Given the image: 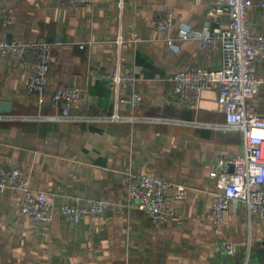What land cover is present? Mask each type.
<instances>
[{"label":"crops","instance_id":"obj_1","mask_svg":"<svg viewBox=\"0 0 264 264\" xmlns=\"http://www.w3.org/2000/svg\"><path fill=\"white\" fill-rule=\"evenodd\" d=\"M262 1L254 0L249 18L253 35L264 38ZM225 3L93 0L72 7L68 0H0L12 10V23L0 26V40L54 46L42 102L27 91L37 54L28 51L25 61L0 55V101L12 104V112L3 113L11 119L0 121V167L24 170L33 190L50 195L54 214L51 223L34 227L20 213L21 192L0 196V264H264V220L249 222L245 208H232L216 235L211 218L213 196L221 189L210 174L220 158L241 150L242 134L219 128L226 119L215 89L183 102L173 80L193 67H222L219 42L200 50L195 40L179 36L203 32L209 6ZM170 14L174 31L167 36L156 25ZM221 23L227 26L229 17ZM116 66L136 77L126 95L143 96L140 108L120 114L165 122L49 119L62 113L52 95L65 86L82 92L74 116L112 115L114 94L105 74ZM257 74L264 80V59ZM248 108L264 114V84ZM132 173L182 184L187 196L168 194V215L154 223L126 204ZM91 200L107 204L103 215L85 216L76 225L62 217L63 205ZM222 242L233 243L236 255L222 251Z\"/></svg>","mask_w":264,"mask_h":264},{"label":"built area","instance_id":"obj_2","mask_svg":"<svg viewBox=\"0 0 264 264\" xmlns=\"http://www.w3.org/2000/svg\"><path fill=\"white\" fill-rule=\"evenodd\" d=\"M93 0H68L72 7L92 3ZM254 0H226L225 4L211 5L207 12V23L203 32L181 31V40L193 39L200 50L214 47L219 42L222 51V67L211 71L193 67L178 72L174 77L176 94L183 102L192 96L199 97L204 91L215 89L218 93V105L225 115V124L219 126L225 131L240 132L243 137L241 150L230 156L220 158L210 177L219 180L221 191L214 194L211 218L216 235L220 234L225 218L232 208L243 207L247 210L249 222L257 217L264 220V114L250 111L249 102L254 100L264 80L258 77L257 63L264 59V38L255 37L249 18ZM264 8V0L261 3ZM120 7L123 8L122 2ZM12 10L0 6V26L12 23ZM229 17L227 26L222 18ZM216 27L212 28L211 25ZM160 32L171 36L174 31L173 15L167 21L156 25ZM117 48L124 44L119 38ZM50 44H26L19 41L0 40V55L18 61H25L28 51L37 54L34 70L28 78L27 91L37 95L42 102L43 95L50 82V70L53 65ZM106 84L114 94L115 109L110 116L80 118L72 114L82 92L79 88L65 86L52 95V101L62 105L60 116H51L53 121L64 122H165L154 118L121 115L122 109L134 110L141 107L143 96L139 92L126 95V90L134 86L136 77L123 74L119 68L110 67L105 74ZM10 116L0 114V121ZM233 167V171L230 168ZM8 190L22 193L20 213L26 216L30 224L38 227L53 221V204L47 192L35 191L31 187L29 175L20 168L0 167V196ZM168 194L176 200H184L187 187L157 176L129 175L126 204L129 208L141 210L149 215L154 223L163 222L168 215ZM107 204L101 200H91L84 205L65 204L61 207L62 217L71 225L78 224L85 216L98 217L104 214ZM228 256H235L237 248L233 243L222 242L220 246Z\"/></svg>","mask_w":264,"mask_h":264},{"label":"water","instance_id":"obj_3","mask_svg":"<svg viewBox=\"0 0 264 264\" xmlns=\"http://www.w3.org/2000/svg\"><path fill=\"white\" fill-rule=\"evenodd\" d=\"M54 50H52L51 55H53ZM12 112V104L10 102L0 101V114L7 113L10 114ZM231 171H233V167H231Z\"/></svg>","mask_w":264,"mask_h":264}]
</instances>
